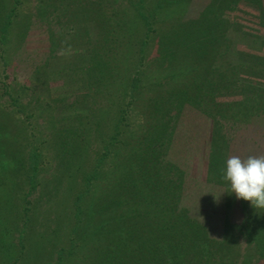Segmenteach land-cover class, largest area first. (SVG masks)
Masks as SVG:
<instances>
[{"label": "rangeland", "instance_id": "obj_1", "mask_svg": "<svg viewBox=\"0 0 264 264\" xmlns=\"http://www.w3.org/2000/svg\"><path fill=\"white\" fill-rule=\"evenodd\" d=\"M219 1H214L217 6ZM122 2L124 4V0ZM207 3L209 0H180L177 10L185 18L193 16ZM227 3L222 14L232 24L228 30L232 44L237 33L245 35L247 42L236 43V48L240 50L238 62L243 63L236 71L238 77L226 82V87L220 84L219 90H213L215 97L208 100L210 107L216 105L214 108L222 110L226 117L234 111L230 105L238 101L241 103L245 95H249L251 101L257 104L258 97L253 95L254 92L261 93L259 106L264 110V82L262 84L255 68L257 63L264 60V39L255 42L258 36L264 37V0H227ZM43 5V0L15 2L16 15L8 17L5 28L0 27L3 29L0 30V121L6 123L1 134L10 135V143L8 140L4 144L1 142L3 147L0 149L6 154L17 151L11 156H0V164L3 163L5 169L9 168L2 176L0 172V264L11 262L14 256L19 255L18 251L23 255V261H18L20 264H43L54 260L57 250L67 246L73 213L76 212V196L85 188V183H89L86 176L102 151L104 136L109 135L106 130L102 136L96 134L95 120L100 117L94 111L105 105L104 91H109V100L116 101V108H119L121 121L118 126L122 135H115L113 143L117 144L118 153L123 158L125 149L129 148L125 144L128 135H135L130 131L139 128L137 101L148 96L158 98L159 89V99L163 97L170 103L172 99L169 93L172 90L177 93L182 86L181 81H170L163 67V77L161 69L160 75H157L159 65L152 61L156 57L153 54L155 34L150 32L151 39L144 54V64L140 67L139 80L132 82L133 73L128 70V73L124 71L116 77L114 89L109 84L104 87L102 70L96 73L97 68L92 69L89 61L99 37L96 24L80 15L74 17L80 19H75L77 23L65 24L64 16L53 12L59 9L61 3L55 4L54 9L47 7L45 10ZM54 15L57 18L53 20ZM181 16L174 13L171 22ZM45 20L50 23L47 24ZM47 25L53 31L55 41L52 53L49 50ZM73 25L74 28L71 27ZM16 31L19 32L16 34ZM259 44L263 46L260 50L257 49ZM233 62L235 64L236 58ZM123 82L128 83L129 88L125 91H131L134 98V106L130 110L125 104L129 100V93H123ZM251 84H254L253 87ZM140 85L143 88L139 90ZM149 88L155 89V95L149 93ZM137 92L141 94L137 95ZM247 102L250 103L249 98ZM226 103L230 104L229 108ZM239 107L243 109L236 106ZM215 109L212 108L210 113ZM176 111L171 103L163 105L161 119H166L165 133L173 131L174 144L172 141L169 147L168 140L166 146L161 145L160 149L162 155L164 153L177 166L176 174L173 176L164 162L160 173L165 182L177 179L179 170L181 183L179 186L177 182L174 197L178 199L180 208L194 219L193 222L197 220L203 224L204 229L216 238L224 221H239L241 205L249 204L237 199L230 192L229 183L223 179L226 159L232 155L241 158L264 156V116L245 124L223 119L220 134L211 117L193 105L182 103ZM241 113L239 115L243 116V111ZM235 116H238L237 113ZM213 129L219 136H216L219 142L214 146L219 159L218 175L208 172L209 165H216L213 163L211 146ZM106 166L103 160L102 167ZM119 167L124 179L125 167ZM258 210L264 212V209ZM24 220L23 228L20 222ZM226 231L232 237L235 251L231 255L236 263H255L256 252L251 245L245 244L240 228L234 223Z\"/></svg>", "mask_w": 264, "mask_h": 264}, {"label": "trees", "instance_id": "obj_2", "mask_svg": "<svg viewBox=\"0 0 264 264\" xmlns=\"http://www.w3.org/2000/svg\"><path fill=\"white\" fill-rule=\"evenodd\" d=\"M43 1L44 10L47 7L54 9L55 4L61 3L59 9L53 12H57L58 16H64L65 24L77 23L76 21L80 19L75 18V21L74 17L78 15L96 24L99 37L95 42L94 51L90 53L89 61L92 69L97 68L96 73L102 70L101 73L105 77L104 87L109 84V87L114 89L116 84L113 85V82L116 77L121 72L128 73V70L133 73L132 82L139 80L140 67L144 64V54L151 39L149 33L152 32L155 34L156 42L153 53L156 57L152 61L159 65L157 75H160L159 69L163 67L164 74L170 81L182 82L178 94L173 90L169 93L174 110L178 111L180 104L185 102L193 105L211 117L220 134L224 120L245 124L264 116V110L259 106L262 97L260 92L253 93L258 97L257 104L254 100L251 101L249 95H245V99L241 100L242 105L239 101L233 106L226 103L228 108L229 105L230 108H234L233 113L227 117L225 113L222 114V110L214 108L216 105L210 107L208 103V100L215 97L213 90H219L220 84L226 87V82L238 77L236 71L243 65L242 62H238L240 50L236 48V43L239 41V45L243 44L247 39L245 35L237 33L232 44L229 36L232 24L226 21L222 14L227 0H218L219 6L215 3L216 0H209V3L196 10L193 16L185 18L179 14L180 10H177L180 0H124V4L122 0ZM15 2L19 0H0L1 28L8 25V17L16 15ZM174 13L181 17H176L177 19L171 22V15ZM56 16L52 17L53 20L57 18ZM45 22L50 23L47 20ZM46 29L49 50L52 53L55 46L53 31L48 25ZM17 32L19 31L15 33ZM262 39L263 36H258L255 42ZM261 48L263 46L259 44L257 49ZM255 68L263 84L264 60L257 63ZM127 82H123V93H129V100L125 104L130 110L134 106V98L131 91H125L129 88ZM142 88L143 85H140L139 90ZM151 92L155 95L154 88H149V93ZM163 92L165 93L164 90ZM108 93L109 91H104L105 105L101 109L96 108L94 113L98 112L100 117L99 120H95L97 136L104 135L105 130L109 135L106 133L107 136H104L102 151L86 176V179L88 177L90 180L89 183H85V188L76 196V212L73 213V225L69 230L67 246L57 250L54 260L43 264H237L231 255L235 251L232 237L226 231V228L234 223L240 228L245 244L251 245V249L256 252L257 257L253 264H264V212H259L250 203L248 205L242 203L239 221L233 223L225 220L219 236L213 238L209 231L204 229L203 224L197 220L193 222L194 219L180 208L178 199L174 197L175 189L178 183L179 186L181 183L179 170L177 179L163 181L160 173L164 166L163 162L169 166L173 176L176 174L177 166L172 164L164 153L162 155L160 150L161 145L166 146L168 140L169 147L171 146L173 131L165 133L166 119H161L162 108L163 105L170 103L163 97L159 99L161 97L159 89L158 98L148 96L137 101L139 128L137 131H130L135 135H128L125 144L129 145V148L125 149L123 158L118 153L117 144L113 143L115 135H122L118 126L121 116L118 114L119 108H116L117 102L109 100ZM138 94L141 93L137 92ZM247 98L250 99L249 104ZM237 105L243 109L236 108ZM210 108L215 109L213 113H210ZM241 111L244 113L243 116L239 115ZM5 127L6 123L0 121V148L3 147L5 140L10 143V135L1 134ZM217 131L212 130L211 141L213 163L216 165H209L208 172L218 175L219 159L214 149L219 142V139H216V136L219 138ZM15 152L17 151L6 154V151L4 153L0 149V156L4 154L11 156ZM103 160L107 164L106 167H102ZM120 165L125 167L124 179L123 173L119 171ZM4 169L1 163V176L9 170ZM115 178V182L112 183ZM20 223L24 228L25 220ZM248 250L249 247L246 248L247 253ZM18 253L19 255L14 256L7 264L21 263L23 255L19 251ZM243 263L247 264L245 261ZM248 263L250 264L249 261Z\"/></svg>", "mask_w": 264, "mask_h": 264}, {"label": "clouds", "instance_id": "obj_3", "mask_svg": "<svg viewBox=\"0 0 264 264\" xmlns=\"http://www.w3.org/2000/svg\"><path fill=\"white\" fill-rule=\"evenodd\" d=\"M222 171L237 199L249 202L255 209H264V156L232 155Z\"/></svg>", "mask_w": 264, "mask_h": 264}]
</instances>
